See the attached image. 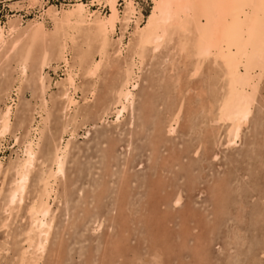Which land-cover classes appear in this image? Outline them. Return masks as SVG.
<instances>
[{
  "label": "bare ground",
  "instance_id": "obj_1",
  "mask_svg": "<svg viewBox=\"0 0 264 264\" xmlns=\"http://www.w3.org/2000/svg\"><path fill=\"white\" fill-rule=\"evenodd\" d=\"M7 7L0 151L6 136L13 146L0 158V264H170L174 245L190 249L177 264H207V233L224 214L238 249L245 206L226 207L228 174L203 188L198 175L222 148L264 142V0H150L145 15L136 0ZM99 124L86 156L77 136ZM195 191L208 208L196 209ZM254 210L258 264L264 206ZM83 230L89 244L75 248Z\"/></svg>",
  "mask_w": 264,
  "mask_h": 264
},
{
  "label": "rangeland",
  "instance_id": "obj_2",
  "mask_svg": "<svg viewBox=\"0 0 264 264\" xmlns=\"http://www.w3.org/2000/svg\"><path fill=\"white\" fill-rule=\"evenodd\" d=\"M64 1L65 0H49V2H51L55 5H59L61 2H64ZM84 1H86V0H84ZM136 1L139 2L141 9H142V12L145 15L149 10L150 0H145V1L144 0H136ZM8 2H10V0H5V2L0 1V22H4L7 14H9V15L13 14L9 11V8L7 7ZM34 11H37V9H35ZM23 13L24 12L21 11V14L23 16H26L25 13L24 14ZM29 17H32V14L30 16L27 15L26 17H24V19L25 18L27 19ZM60 70L61 69H58L56 74L53 72H50L51 77L57 78L58 75L61 73ZM25 96L27 98H29L30 92L27 91L25 93ZM112 119H114L113 115L109 117V120H112ZM123 119L121 121H123ZM87 127H89V126L87 125ZM102 127L103 126L101 124L94 126V127L91 126V127H89L91 129L90 134L87 137L84 138L81 135L77 136V140L79 141V144L81 145V147H83V149H85L83 154H85L86 156H88L91 153L95 154V152H96L95 150L97 149V148L95 149L93 146V145H95V141H96L95 137H96L97 131L101 130ZM82 132H83V129L79 130L80 134H82ZM256 138H257V136L253 135V137H252L253 142H251L249 145H246V143L244 144L243 143L244 141L242 138V140L238 141V143L236 145H234L235 147L233 146V148H222L220 157L217 160H213V161H209V160L206 161L205 160V161H203L204 166H205V168H204L205 170L202 171V173L200 174L201 175L200 177L198 175V179L201 181L200 188L207 187L206 185L209 184L210 180L214 179V177L218 174V172H220L221 175H223L222 173H227L229 180H231L229 182H232V183H230L231 187H228V190L230 192L228 195H226L227 204H228V205H226V207L228 209L230 208V211L234 210L236 208L237 204H239L236 201H239V202L241 201V203L245 206V211L243 212L241 224L238 225L242 231V237H241L242 244L239 245L238 249L229 245L228 244L229 241H227V238H226L227 232L237 223L234 218L229 216V214H224L222 217H220V219L218 220V225H217L216 230H212L210 235H208L207 232H204V230H206L204 226H202L203 227L202 231H201V228H199L200 234L201 233H207V238L209 239L208 241L210 242V243H208L209 258H208L207 264H227L226 262H228V260H230V258H232L238 252H240V254L237 255L238 257H237L235 264H242V263L243 264H254L252 261L251 255H253V253L257 252L261 246V244H259L256 241V239L254 238V236L256 235L255 231H256V233L260 232V229H259L260 226L254 225V223H253V221H254L253 218H254V214H255L254 209H256L257 206H260V207L264 206V203L261 204L258 201L260 195L264 193V180H263L264 179V159H263L264 158V142L261 143V141L256 140ZM87 141H89L88 145H89V147H91V149L85 148V143ZM137 145L141 147L143 145V141L140 139L137 140ZM2 146L4 149H2V151H0V158L4 159L9 155L10 148L13 146L12 138H9V136H6V139L2 142ZM236 146H237V148H236ZM143 150H144L143 147H141L136 152H138V155L139 154L142 155L144 153ZM223 151H225V152H223ZM240 157L241 158L244 157L242 159L245 161H243L242 159L240 160ZM84 158L85 157H83L82 160H84ZM248 158H250L251 160ZM95 160H97V158H95ZM256 160H258V161H256ZM247 161H248V164H247ZM195 164L197 166V165H200L202 163H200V161L197 160ZM241 164H243L244 166ZM251 164H253V166ZM247 165H248V167H247ZM70 166H72V164ZM141 166H139L136 169V171L138 172L139 175H141L142 171L143 172L147 171V169L145 167V163H143ZM239 168H240V171H238ZM241 169H243V170H241ZM251 170H253V171L251 172ZM236 172H237V174H235ZM239 172H240V174H239ZM241 172H242V174H241ZM248 173H250V174H248ZM84 174H85V172L84 173L82 172V174H80L81 177H83ZM195 175H196V173H195ZM236 176H238V177H236ZM240 178H241V180H240ZM244 183L246 186L244 185ZM140 189H142V187ZM240 189H242V190H240ZM253 194L254 195L256 194V195L253 196ZM192 195H193V199L195 200V203H196L195 206H196L197 210L200 211L203 208H208L210 196L207 193V191H203L200 194H197L195 191V192H193ZM199 198H201V199H199ZM248 199H251V200H248ZM200 207H201V209H200ZM59 219L60 218H58V220ZM228 219H231V220H229L230 222H228ZM263 225H264V220H263ZM263 225H261V226H263ZM258 229H259V231H258ZM252 232L254 235L252 234ZM0 234H2V231H0ZM88 237H89L88 232L86 230H83L82 235L77 238L79 241L78 244L76 243L74 247L77 248L79 244L83 247L88 246L89 240H90ZM242 239H243V241H242ZM244 240H246V241H244ZM260 240L262 242V239H260ZM248 241H249V243H248ZM188 242H189L188 244H192V239H189ZM136 243H137V241L134 238L132 240V244H136ZM216 245H217V247H216ZM248 246H249V248H248ZM174 247H175L174 249L176 252L174 251V254H172V256L170 258L171 259L170 264H177L178 263L179 257H177V256L179 254L183 255V257L185 256V258H187V259L190 258V249L188 250V248H187L185 251L182 250L181 252H179V249H181V247L179 245H174ZM245 255H246V257H245ZM221 260H223V261H221ZM68 263H70V262H68ZM257 263L263 264L264 263V257H262V258L259 257L257 259Z\"/></svg>",
  "mask_w": 264,
  "mask_h": 264
}]
</instances>
